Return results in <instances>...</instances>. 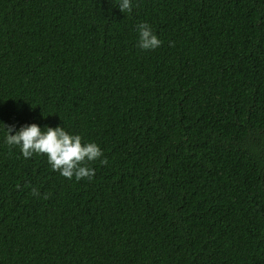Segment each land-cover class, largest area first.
I'll return each mask as SVG.
<instances>
[{"label": "trees", "instance_id": "16d2710c", "mask_svg": "<svg viewBox=\"0 0 264 264\" xmlns=\"http://www.w3.org/2000/svg\"><path fill=\"white\" fill-rule=\"evenodd\" d=\"M120 2L0 0V264H264V0ZM33 123L108 163L26 159Z\"/></svg>", "mask_w": 264, "mask_h": 264}, {"label": "clouds", "instance_id": "9594fccd", "mask_svg": "<svg viewBox=\"0 0 264 264\" xmlns=\"http://www.w3.org/2000/svg\"><path fill=\"white\" fill-rule=\"evenodd\" d=\"M118 7L122 13L132 11L130 0H121ZM137 31L138 46L141 49L151 50L161 46V40L157 38L147 23L137 25ZM3 127L6 132L5 143L7 145L19 146L26 159L34 154L46 155L52 169L59 171L67 179L75 177L77 181L83 178L91 180L95 175V170L87 165L103 156L97 144H82L81 136L70 135L61 126L45 127L46 131L35 123L21 126L19 130L15 129V125H3ZM100 163L106 165L108 161L106 158L100 159ZM32 195L38 196V190L33 188ZM44 198L47 199L48 196L45 195Z\"/></svg>", "mask_w": 264, "mask_h": 264}]
</instances>
